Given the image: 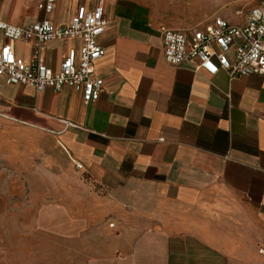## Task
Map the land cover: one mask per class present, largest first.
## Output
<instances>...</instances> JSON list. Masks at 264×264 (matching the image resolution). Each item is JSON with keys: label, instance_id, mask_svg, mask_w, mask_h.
<instances>
[{"label": "crops", "instance_id": "0c3cea01", "mask_svg": "<svg viewBox=\"0 0 264 264\" xmlns=\"http://www.w3.org/2000/svg\"><path fill=\"white\" fill-rule=\"evenodd\" d=\"M40 2L0 0V21L68 26L79 8H103L104 92L86 105L71 88L38 92L0 77V177L55 169L79 181L74 203L95 210L58 213L73 217L75 240L96 223L89 251L77 247L86 264H264V76L230 81L198 60L170 67L159 30L191 27L144 1L56 0L50 14ZM13 45L30 59L32 43ZM80 47L49 42L42 59L58 72Z\"/></svg>", "mask_w": 264, "mask_h": 264}, {"label": "built area", "instance_id": "2783aa9c", "mask_svg": "<svg viewBox=\"0 0 264 264\" xmlns=\"http://www.w3.org/2000/svg\"><path fill=\"white\" fill-rule=\"evenodd\" d=\"M255 1L242 25H232L223 17L214 16L184 30L161 28L166 64L178 68L198 60L200 69L208 75L224 71L230 81L264 76V0ZM55 4L56 0H41L38 7L50 14ZM107 25L102 7L93 11L79 8L68 26L59 27L48 21L12 26L0 21V31L7 41L0 48V77L7 85L29 86L38 92L71 88L82 93L86 105L96 103L104 92L96 64L105 56L99 38ZM64 40H79L81 47L79 51H69L60 70L54 72L47 67L42 54L47 43ZM15 42L33 44L28 61L16 56Z\"/></svg>", "mask_w": 264, "mask_h": 264}, {"label": "rangeland", "instance_id": "374dc122", "mask_svg": "<svg viewBox=\"0 0 264 264\" xmlns=\"http://www.w3.org/2000/svg\"><path fill=\"white\" fill-rule=\"evenodd\" d=\"M139 1L149 4L164 21L181 27H194L214 16L240 25L257 3L255 0ZM78 184L73 176L58 175L55 169L45 175L0 177V264H86L87 256L80 254L77 247L82 245L83 253L89 251V232L96 223L82 226V238L75 240L73 217L58 213L65 205H70V210L77 206L81 213L95 210V204L88 199L74 203V196L81 195L75 187Z\"/></svg>", "mask_w": 264, "mask_h": 264}, {"label": "bare ground", "instance_id": "6f19581e", "mask_svg": "<svg viewBox=\"0 0 264 264\" xmlns=\"http://www.w3.org/2000/svg\"><path fill=\"white\" fill-rule=\"evenodd\" d=\"M179 3V2H178ZM187 8V7H186Z\"/></svg>", "mask_w": 264, "mask_h": 264}]
</instances>
